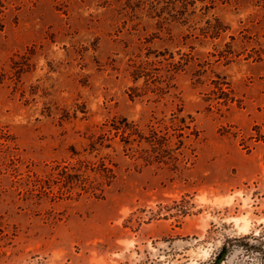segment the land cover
I'll return each instance as SVG.
<instances>
[{"label":"rangeland","instance_id":"1","mask_svg":"<svg viewBox=\"0 0 264 264\" xmlns=\"http://www.w3.org/2000/svg\"><path fill=\"white\" fill-rule=\"evenodd\" d=\"M219 258L264 264V0H0V264Z\"/></svg>","mask_w":264,"mask_h":264},{"label":"trees","instance_id":"2","mask_svg":"<svg viewBox=\"0 0 264 264\" xmlns=\"http://www.w3.org/2000/svg\"><path fill=\"white\" fill-rule=\"evenodd\" d=\"M72 176H77V175H75V174H68V177H67V181L69 182L70 181V183H72L73 184V182H74V179L72 178Z\"/></svg>","mask_w":264,"mask_h":264},{"label":"water","instance_id":"3","mask_svg":"<svg viewBox=\"0 0 264 264\" xmlns=\"http://www.w3.org/2000/svg\"><path fill=\"white\" fill-rule=\"evenodd\" d=\"M220 262H221V259L219 258V259L217 260V264H220Z\"/></svg>","mask_w":264,"mask_h":264}]
</instances>
